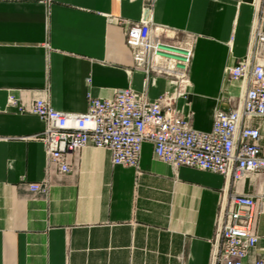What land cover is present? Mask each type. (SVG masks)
<instances>
[{
  "label": "crops",
  "instance_id": "obj_1",
  "mask_svg": "<svg viewBox=\"0 0 264 264\" xmlns=\"http://www.w3.org/2000/svg\"><path fill=\"white\" fill-rule=\"evenodd\" d=\"M256 0H0V264H214L222 200L254 195L259 242L244 264L264 253V175L233 183L156 160L144 143L137 168L112 163L108 150L87 146L60 173L39 136L45 123L20 113L43 99L59 112L84 113L89 98L132 89L150 100L172 89L134 70L127 22L149 9L153 34L190 43L189 97L177 108L195 130L212 129L241 84L227 67L248 49ZM262 131L264 121L256 122ZM40 183L45 193H34Z\"/></svg>",
  "mask_w": 264,
  "mask_h": 264
},
{
  "label": "built area",
  "instance_id": "obj_2",
  "mask_svg": "<svg viewBox=\"0 0 264 264\" xmlns=\"http://www.w3.org/2000/svg\"><path fill=\"white\" fill-rule=\"evenodd\" d=\"M248 49L237 65L226 69L230 82L241 84V95L229 110H216L212 129L192 127L191 115L177 108L189 97L190 67L194 50L190 43H168L153 34L149 9L137 22H127L126 45L134 70L152 79L165 78L172 89L150 100L132 89L111 99L89 98L84 113L54 110L43 99L30 108L9 98L20 113L39 117L45 130L39 140L60 173L72 171L70 156L87 146L108 150L114 165L137 168L144 143L153 146L156 160L174 169L182 167L223 176L233 183L250 174L264 175L261 127L264 121V0H256ZM34 193H45L40 183L30 184ZM258 202L254 195L234 192L221 203L213 250L214 264H244L259 242L256 232ZM254 264H264V253Z\"/></svg>",
  "mask_w": 264,
  "mask_h": 264
},
{
  "label": "rangeland",
  "instance_id": "obj_3",
  "mask_svg": "<svg viewBox=\"0 0 264 264\" xmlns=\"http://www.w3.org/2000/svg\"><path fill=\"white\" fill-rule=\"evenodd\" d=\"M228 68V67H227ZM226 68V69H227ZM225 77H226V71H225ZM239 98V97H238ZM238 98H236L235 100H238ZM234 100V99H233ZM231 106L233 107V106H235V102H231ZM191 117H192V115H191Z\"/></svg>",
  "mask_w": 264,
  "mask_h": 264
},
{
  "label": "bare ground",
  "instance_id": "obj_4",
  "mask_svg": "<svg viewBox=\"0 0 264 264\" xmlns=\"http://www.w3.org/2000/svg\"><path fill=\"white\" fill-rule=\"evenodd\" d=\"M170 84V83H169ZM170 86H171V84H170ZM242 91V90H241ZM241 94V93H240Z\"/></svg>",
  "mask_w": 264,
  "mask_h": 264
}]
</instances>
